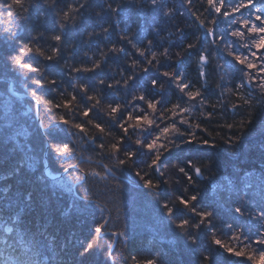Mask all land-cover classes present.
I'll list each match as a JSON object with an SVG mask.
<instances>
[{
    "label": "trees",
    "instance_id": "trees-1",
    "mask_svg": "<svg viewBox=\"0 0 264 264\" xmlns=\"http://www.w3.org/2000/svg\"><path fill=\"white\" fill-rule=\"evenodd\" d=\"M4 0H0L3 3ZM262 0H254L256 7H259ZM169 7H174L177 10V15L169 20L166 17L157 16L155 26L159 31L143 24L139 17H132L128 20L129 35L133 32L139 31L141 37L144 39V47L147 46L148 40H153L156 51H162L168 48L171 54V60L165 62L163 58L161 63L164 67L161 71H171L175 68L178 71H183L186 77L185 82L190 84V90L200 91L202 97L205 99V104L200 105L199 99L196 101H188V98L181 94L173 84L165 85V98H171L172 103H176L178 98H181L184 106L195 104L196 107L191 113H186L185 117L191 123H199L201 129H188V131H195L201 138H207L210 142H215L219 147L211 148H197L191 145L190 148H185L182 151L171 154L165 153L164 158L160 164V169L164 171V176H160L159 172L153 171L151 168H146L145 163H151L147 156H142L137 159L136 165L129 169L121 170L118 167H112L115 164V159L101 152L96 147L100 141L99 139L93 143L87 137L74 136L68 137L64 135V139L77 141L75 148L77 155L71 160L72 164L79 162L80 168L85 172H98L101 176L106 177L100 179V176H85V181L81 185H75L74 191L68 193L59 190L54 186V182L48 178L41 181V173L43 168L35 172L22 171L20 174L12 176L9 169L13 164L14 149L17 145L24 143L31 139V136L24 135L16 136L15 132L19 126L7 129L6 126L9 121L6 120L3 107L6 108L5 101L8 98L10 105L13 107L12 112H15L18 119L26 120L25 129L31 133L35 131L39 125L36 120V115L32 111L28 112V103L33 105V99H25L21 102L7 92L9 88L8 82L13 83L14 92L20 96H29L30 92L37 89L35 85L31 84L30 79L20 74V70H13L9 65L5 67V60L0 54V91L4 92V96L0 97V188L5 185L13 189H22L24 191H32V205L28 212V220L35 221L37 226L43 224L53 235L57 237L60 242H68L67 251L64 253L65 264H76L79 260L78 250L82 247L81 241L86 244L94 235V228L99 224H105L101 233L100 249L94 250L84 260L83 264H133L131 257L136 256L138 260L148 258L155 254H162L166 264H200L202 257L206 254L209 247L212 249L213 255L216 257L217 264H252L246 257H234L225 253L223 250H218L215 245H212L213 233L215 238L221 239L224 243H230L226 222H233L245 224V233L249 228L254 234L256 228L260 227V223L251 220L248 216V211L253 213L258 212L260 207H264V125L261 124V119L264 118V98L260 96L261 90L255 84L249 86L246 83V78L241 69L248 71L244 65L237 63L233 56H229V42L236 46L232 48L234 54L247 55L249 49L242 47L243 43H249L251 51L257 52L260 55L264 49H256L251 47V40L256 38L255 34L245 31V39L240 40L229 34H224L223 40L218 37L222 29L225 27L223 23L219 26L211 23L212 19L224 21L231 20L232 17L225 18L222 15L217 17L214 12L208 10L207 0H192V5L189 7L184 3V0H167ZM63 6V4L61 5ZM4 15L0 16V49L4 48L3 38L6 35L3 28L10 27L18 31V41L16 45L27 41L30 34H34V30H47L51 27L50 23H40L37 19V13L32 11L31 23L26 24L15 15L11 18L7 17L6 9L0 10ZM15 11V10H14ZM223 11V10H222ZM241 13L245 18H250L252 23L257 25L259 21L255 19L257 14L264 16V13H256L255 7L251 11L247 8L241 9ZM241 13H236L238 17ZM11 20V23H9ZM203 22V27H201ZM137 23L142 25L141 29H137ZM233 27H239V21ZM208 28H213L216 35H209ZM90 30V29H89ZM75 36L77 47L74 51H65L60 60V65L49 66L46 69L50 78H56L58 85L55 90L47 91L44 99H55L57 101L62 99L61 93L64 89L72 91V82L68 76V70L64 69L62 65L67 61L69 64L76 62L79 64L84 59V51H89V54L97 52V47L103 48L107 52L111 47L107 41L102 38L93 40L91 45L85 43L86 37L78 33H73ZM186 37V39H181ZM197 37L199 42H197ZM117 36H113V40H117ZM43 47L47 48L53 42L50 40H41L39 42ZM196 44L192 50H188V44ZM129 51H133L130 46ZM12 51V48L8 49ZM176 53L180 55L177 56ZM205 54L209 57L208 62L201 66L198 63L199 54ZM181 57L183 59L181 60ZM141 57H119L116 58L109 55L107 66L103 72L96 74H89L88 78L95 81L96 78L102 77L108 82H112V77L115 75L116 79H121L118 72L121 68L125 69L126 74L130 72L128 64L132 59ZM150 58V55H149ZM26 60L30 62L39 61L43 65H48L47 61L35 56H25ZM250 60L257 62L255 57H249ZM180 61V63H177ZM205 72V76H200V72ZM139 83L142 85L141 92H135L129 89L126 93L123 87L114 89H104L101 93L104 96L103 107L98 113L90 114V117L95 122L101 123L106 128V133L102 139L107 142H115L119 137L124 136L123 131L115 126L109 120L106 114V106L108 103H120L122 110L127 104V111H133V103L140 105L147 113L151 114L152 110L147 108V104L141 101H133V95L146 94L149 98L160 99L161 95L151 88V81L158 77L155 68H151L148 73L137 70ZM255 75V70L252 72ZM35 73H26L28 77H35ZM76 75V74H73ZM160 80L165 79L159 77ZM83 82V79H81ZM135 83L130 81V84ZM244 83V87L237 91V86ZM173 85V87H172ZM228 89H232L229 92ZM249 96L253 100V108L247 109L240 107L233 109L232 104L241 105L242 101L239 96ZM10 98V99H9ZM32 102V103H31ZM79 102V101H78ZM82 104H90L91 102L82 101ZM3 106V107H1ZM41 120L47 122L51 117L58 120L59 114H65L66 110L60 108L58 110H50L48 105H40ZM214 106V108H213ZM171 107V104L168 105ZM160 106L157 108L155 115H160ZM159 110V111H158ZM208 113H212L208 116ZM250 113L255 116V122L252 125L245 124L247 130L240 128V121H246L251 118ZM134 115H143L139 109H136ZM69 118L75 114L69 113ZM171 113L165 115V123H171L169 117ZM77 122L86 118L82 116L75 117ZM150 118L152 116L150 115ZM181 117H177L179 120ZM157 123H160L157 121ZM112 124L110 127L109 125ZM227 124H232L233 128L226 127ZM155 127V125H153ZM164 125L161 124V127ZM90 127V126H89ZM146 127V126H144ZM180 127H186L181 125ZM93 133L100 136L93 130ZM129 133L132 135L130 141H126V147L135 150L138 146L134 143L137 139L138 130L134 131L129 128ZM15 136V139L12 137ZM143 139V134H139ZM231 136L233 141L240 138L238 144L230 148L223 141ZM7 144V146H5ZM37 146H39L37 144ZM187 149V150H185ZM48 159L47 156L44 157ZM191 159L193 163L203 161L210 166L202 168L203 176L197 177V185L192 187L188 184L178 172L179 166H182L186 161ZM111 168V171H108ZM143 170L155 181H167L162 183L155 191L160 196V203L165 201H176L178 196L191 195L194 192L199 193L197 208H207L214 210L215 217L213 220V227L211 231L207 225L203 228L199 236V245L190 246L183 238L178 236L174 224L169 223L168 218L163 215V210L160 203L153 199L152 194L142 187V181L135 176V171ZM72 175H82L79 169L72 171ZM50 176H60L63 170L55 163H52L49 168ZM67 176V174H66ZM216 178L226 179L224 186L218 188L215 193L211 194L212 182ZM179 179L180 183H176ZM47 185V186H46ZM119 185V187H117ZM87 189V192L84 189ZM188 188L185 193L184 189ZM76 189H79L78 191ZM88 196L91 201L98 203L104 211L95 207V203L90 206V210L83 213L75 211L69 212L71 201L75 197ZM178 203V201H177ZM236 206H243L245 208V216L240 217L235 214L234 208ZM23 214V213H22ZM193 219H198L193 217ZM112 232H124L125 237L113 236ZM235 246V242H232ZM111 245L110 251L112 257H107L109 251L108 245ZM258 247L253 245V248ZM250 251V250H247ZM2 264H4V256L6 253L0 252Z\"/></svg>",
    "mask_w": 264,
    "mask_h": 264
},
{
    "label": "snow or ice",
    "instance_id": "snow-or-ice-1",
    "mask_svg": "<svg viewBox=\"0 0 264 264\" xmlns=\"http://www.w3.org/2000/svg\"><path fill=\"white\" fill-rule=\"evenodd\" d=\"M187 6L192 5V0H184ZM63 4V6H61ZM208 10L214 12L217 17L223 16L225 18L232 17L231 20L225 19L220 21L212 19L211 23L217 25L223 23L225 27L222 29L219 39L223 40L224 34L229 33L233 37L240 40L245 39V31L255 34L254 39L251 40V47L256 49H264V16L257 14L255 19L260 22L259 25L252 23L250 18H245L241 13V9H249L255 7L256 13H264V0L259 7H256L254 0H207ZM6 9L7 17L11 18L14 15L26 24L31 23L32 11L37 13L36 19L40 23H50L51 27L47 30H40L36 28L34 34H30L27 41L16 45L18 41V31L10 27L3 28L6 34L3 38L4 48L0 49V54L5 60V67L9 65L13 70H20V74L30 79L31 84L35 85L40 92L33 90L30 92L32 99L36 105H48L50 110H58L63 108L66 110L65 114H59L58 120L49 118L47 122L40 121L39 125L29 133L25 129V124L16 117L14 113H5L6 120L9 124L6 126V132L9 128L19 126L15 132L16 136L24 135L31 136V139L24 143L17 145L14 149L13 164L9 171L12 176L20 174L22 171L35 172L40 169L41 181H44L49 175V168L52 163H55L67 174L65 178L63 175L54 176L53 179L57 184L66 189L68 193H72L74 185H81L85 181V176H100V179L106 177L101 176L100 173L92 171L85 172L80 168L79 162L72 164L71 160L77 155L75 143L77 141L66 140L64 135L68 137L83 136L87 137L91 142L96 144L101 152L115 159V164L112 167H118L121 170L129 169L136 165L137 159L142 156H147L151 163H145L146 168H151L153 171L159 172L160 176H164V171L160 169V164L164 158V154H171L173 151H182L186 145H195L197 148H211L215 149L219 145L215 142H210L207 138H201L195 131H188V129H201L199 123L193 124L185 117L186 113H191L196 107L195 104L184 106L181 98L177 99L176 103L171 102V98H165L166 84H174L181 94L188 98V101H196L199 99L201 106L205 104V99L202 97L200 91L190 90V84L185 82L186 77L183 71H178L173 68L171 71H161L164 65L161 59L165 62L171 60V54L168 48L162 51L154 50L153 40L147 41V46L144 47V39L141 37L139 31L133 32L129 35L128 20L132 17H139L144 25L159 31L155 26L157 16L166 17L169 20L173 19L178 13L174 7L167 5V0H4L0 3V10ZM15 10V11H14ZM223 10V11H222ZM236 13H241L236 16ZM4 15L0 11V16ZM239 21V27H233ZM11 23V20H9ZM201 22V27H203ZM142 25L137 23V29H141ZM90 29V30H89ZM209 35H216L213 28H208ZM73 33H78L86 37L85 43L91 45L93 40L102 38L107 41L111 47L107 52L103 48L97 47V52L89 54V51H84V59L77 64L73 62L69 64L67 61L62 65L64 69L68 70V76L72 82V91L64 89L61 93L62 99L57 101L55 99H44L47 91L55 90L58 85L56 78H50L46 72L49 66L60 65L61 56L65 51H74L77 47L75 36ZM113 36H117V40H113ZM181 39H186L182 37ZM41 40H50L53 43L47 48L43 47L39 42ZM197 42L199 38L197 37ZM133 51H129V47ZM236 45L229 42L228 55L233 56L234 60L244 65L248 71L243 72L246 78V83L251 86L256 85L261 90L260 96L264 98V52L257 55V52L251 51L249 43H243L242 47L249 49L247 55L239 53L234 54L232 48ZM196 44H188V50H192ZM12 48V51L8 49ZM109 55L116 58L121 56L141 57L143 60L134 58L128 64L130 72L126 74L125 69L121 68L118 75L121 79H116L115 75L112 77V82L106 81L102 77H98L95 81L88 78L89 74H96L98 71L103 72L107 66ZM150 55V58H149ZM179 56V53H176ZM25 56H35L47 61L48 65H43L36 62H30L25 59ZM255 57L257 62L250 60L249 57ZM183 57H181V60ZM209 57L203 53L198 56V63L203 66L208 62ZM180 63V61H177ZM151 68H155L158 77L151 81V88L161 95L160 99H155L154 96L149 98L146 94L133 95V101H141L147 104V108L152 110L149 114L140 105L133 103L131 106L133 111H127L128 105H124V110L120 103H108L106 106V114L109 120L118 126L124 133V136L119 137L115 142H105L102 137L106 133V128L101 123L95 122L90 114L98 113L103 107L104 96L101 94L104 89H114L123 87L127 93L129 89L135 92H141L142 85L139 83L138 72L148 73ZM255 70V75L252 74ZM26 73H35V77H28ZM76 74V75H73ZM200 76H205V72L201 71ZM159 77L165 78L163 81ZM83 79V82H81ZM130 81L135 83L130 84ZM244 87V83L237 86V91ZM232 92V89H228ZM241 105L232 104L233 109L245 107L247 109L253 108V100L251 95L245 97L243 95L238 97ZM79 101V102H78ZM88 101L90 104H82L80 102ZM171 104V107L168 105ZM160 106V115H155L157 108ZM264 108V104L261 105ZM214 108V106H213ZM139 109L143 115H134V111ZM69 113H74L72 118H69ZM171 113L169 119L171 123H165V115ZM150 115L152 118H150ZM211 116L212 113H208ZM76 116H82L86 119L77 122ZM251 118L246 121H240V128L247 130L245 124L252 125L255 122V116L250 113ZM177 117H181L177 120ZM159 121L160 123H157ZM161 124L164 126L161 127ZM261 124L264 125V118L261 119ZM155 125V128H153ZM186 125V127H180ZM90 126V127H89ZM110 127L112 124L109 125ZM146 126V127H144ZM227 128L232 129V124H227ZM129 128L134 131L138 130L137 139L134 143L138 146L135 150L126 147V141L132 139L129 133ZM99 133L97 136L93 133ZM201 131H206L201 129ZM139 134H143V139ZM15 139V136L12 137ZM240 138L233 141L232 137H227L223 142L230 148L238 144ZM37 144L39 146H37ZM7 146V144L5 145ZM48 159L45 160L44 157ZM210 165L203 161L193 163L191 159L186 161L182 166H179V174L187 180L192 187L197 185V177L203 176L202 168H208ZM79 169L83 174L72 175V171ZM111 171V168H108ZM135 176L142 181V187L147 189L154 200L160 203V196L155 191L162 183L167 181H155L148 172L143 170L135 171ZM176 183H180L177 179ZM47 186V185H46ZM119 187V185H117ZM77 191L79 189H76ZM87 192V189H84ZM185 193L188 188L184 189ZM32 191H24L22 189H13L5 185L0 188V252L6 253L4 256V264H65L64 253L67 251L68 242H60L55 235H53L47 228L41 224L37 226L35 221L28 220V212L32 205ZM199 193L194 192L191 195L178 196L176 201H165L160 203L163 210V215L168 218L169 223L174 224V228L178 232V236L190 246L199 245V236L203 228L207 225L211 231L213 227V220L215 217L214 210L207 208H197ZM178 201V203H177ZM88 196H80L72 199L68 211H75L83 213L90 210V206L94 204ZM95 207L104 209L95 203ZM235 214L240 217L245 216V208L243 206H236L234 208ZM23 213V214H22ZM248 216L251 220L260 223V227L256 228L253 234L249 228L245 233V224L243 222L236 224L233 222H226V229L229 236L230 243H224L221 239L215 238L213 233L212 245H215L218 250H223L230 256L246 257L252 264H264V207H260L258 212L253 213L248 211ZM196 217L198 219H193ZM107 224H99L94 228V235L84 244L80 243L82 247L78 250L79 260L76 264H83V260L90 255L94 250L100 249L101 233ZM113 236L125 237L124 232H112ZM235 242V246L233 243ZM258 247L253 248V245ZM111 245H108L109 251L107 257L111 258ZM250 250V251H247ZM133 264H166L162 254H155L148 258L138 260L136 256H132ZM200 264H217L216 257L212 253L211 247L206 251L202 257Z\"/></svg>",
    "mask_w": 264,
    "mask_h": 264
},
{
    "label": "rangeland",
    "instance_id": "rangeland-1",
    "mask_svg": "<svg viewBox=\"0 0 264 264\" xmlns=\"http://www.w3.org/2000/svg\"><path fill=\"white\" fill-rule=\"evenodd\" d=\"M218 26H219V24H218ZM227 34H229L230 35V30H229V33H227ZM164 79H162L161 81H163ZM11 83V82H10ZM9 84V83H8ZM174 85V84H173ZM173 85H172V87H173ZM175 88V85H174V87H173V89ZM10 89L8 88L7 89V92L9 91ZM15 90H14V88L12 89V92L15 94H11L10 93V91L8 92V93H10L11 95H12V98H15V100H16V98L18 99V100H20L21 102H24V100L27 98V99H29L30 101L32 100V98H30L29 96H26L25 98L23 97V96H20L19 94H16L15 92H14ZM5 94H4V92L3 91H0V97H2V96H4ZM16 96H18V97H21V98H18V97H16ZM10 99V98H9ZM10 101L8 100V98L6 99V101H5V105H6V108L5 107H3V106H1V107H3V111H4V113H6V112H8V113H14L15 114V112H12V109H13V107L10 105V103H9ZM29 101H27V103L26 104H28L27 105V107H28V112L27 113H29L30 111H32V113L33 114H35L36 115V120H37V122H38V124H39V121H41V115H40V110H41V106L40 105H36V102L35 101H33V105H31V104H29L28 103ZM159 111V110H158ZM16 115V114H15ZM17 118H18V116H16ZM22 121H23V123L26 121V120H24V116L22 117ZM27 122V121H26ZM153 128H155L154 126H153ZM191 146V145H190ZM190 146H188V145H186L185 146V148H190ZM187 149H185V150H187ZM175 152H178V151H175ZM65 178L67 177L66 176V174H64L63 175ZM51 177H54V176H51ZM50 180H52L55 184H54V186L56 187V188H58L59 190H63V191H66V189L64 188V187H62L61 185H59V184H57V182L55 181V180H53V179H50ZM226 182V179H223V178H216L211 184H212V188H211V194H213V193H215V191L216 190H218V188H221V187H223L224 186V184L223 183H225ZM74 187H75V185H74ZM73 191H74V189H73ZM67 192V191H66ZM0 264H2V259H1V255H0Z\"/></svg>",
    "mask_w": 264,
    "mask_h": 264
},
{
    "label": "water",
    "instance_id": "water-1",
    "mask_svg": "<svg viewBox=\"0 0 264 264\" xmlns=\"http://www.w3.org/2000/svg\"><path fill=\"white\" fill-rule=\"evenodd\" d=\"M9 83V91H10V93L13 95L14 93L12 92V89H13V83H10V82H8ZM15 95V94H14ZM16 97H18V96H16ZM18 98H21V97H18ZM25 98V97H24ZM39 123H40V121H39ZM49 171V170H48ZM48 179H53V177H51L50 175L47 177ZM54 180V179H53Z\"/></svg>",
    "mask_w": 264,
    "mask_h": 264
}]
</instances>
